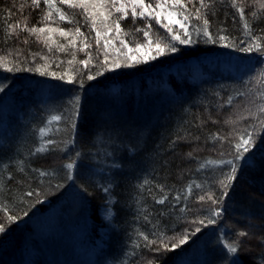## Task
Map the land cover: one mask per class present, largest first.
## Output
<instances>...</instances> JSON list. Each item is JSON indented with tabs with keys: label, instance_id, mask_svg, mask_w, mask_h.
Segmentation results:
<instances>
[{
	"label": "trees",
	"instance_id": "1",
	"mask_svg": "<svg viewBox=\"0 0 264 264\" xmlns=\"http://www.w3.org/2000/svg\"><path fill=\"white\" fill-rule=\"evenodd\" d=\"M55 2L66 14L79 12L60 5L59 0ZM47 10L43 0L35 9L30 0H0V56L7 57L9 67L19 63L22 68L34 69L47 62L51 65L48 71L59 74L69 69L68 60L75 52V67L86 73L78 62L88 59L87 53L92 55L93 65L103 59L97 57L95 33L81 17L74 15L92 45L85 51H79L84 37H74L77 24L59 21L55 11L53 20L44 21ZM212 11L215 15L209 19L213 35L223 27L227 31L222 34L229 35L238 47H245L239 41L249 37L238 14L233 15L235 10L216 0ZM253 11L257 18L251 17ZM245 15L254 35H261L264 10L249 6ZM16 23L71 29L72 34L62 37L58 31L52 33L57 43L49 51L42 40L27 31L17 30L16 35L7 37V26ZM143 23L137 20L134 25L129 16L121 26L133 37H141L134 29ZM192 24L191 45H176L175 53L105 72L93 81L77 73L83 87L40 76L34 70L8 72L0 68V83L7 85L0 92V111H5L6 121L13 126L7 141L0 145V226L5 227L0 233V264H51L56 258L58 263L54 264H62L56 243L70 234L79 239L77 245L86 250L88 258L104 256L108 264L123 259L126 264H264V139L257 140L245 159L236 161L238 172L221 205L223 215L214 218L217 222L203 226L192 222L206 219L211 207L198 203L196 196L206 191L218 195L216 182L222 179L221 169L228 171L221 165L197 168L206 159L232 158L226 151L230 145L213 137L234 134V129L249 123L238 117L247 115L244 109L248 102L264 92V86L255 80L264 71V55L206 43L203 35L195 34L197 22ZM73 38L76 48L68 46L66 51H59V45L67 46ZM186 64H195L196 68H186ZM24 80L50 89L45 108L20 104L25 92L14 89V85ZM229 98L231 105L227 103ZM15 106H22V117ZM148 114L151 123L142 119ZM55 115L62 119L51 121ZM232 120L237 123L232 124ZM72 122L78 125L75 132L70 128ZM40 129H46V134L41 136ZM178 136L184 139L173 144ZM49 139L55 141L50 150L36 153V148ZM130 143L137 146L134 154L126 152ZM188 152L193 153L192 158ZM220 152L225 154L221 156ZM72 160L76 166L69 172L65 165ZM114 162L120 167H113ZM38 170L54 175L41 177ZM193 181L202 188L193 185V194L182 200L186 210L170 208L173 197L183 196ZM109 185L105 192L104 187ZM163 195L168 201L156 204L155 199ZM8 214L16 219L7 221ZM196 227L201 230L173 250L154 251L156 245L145 247L141 236L143 233L156 239L152 233L163 229L168 237L179 238ZM240 231L248 236L239 237ZM225 243H236L237 253H228ZM21 245L25 251L19 253Z\"/></svg>",
	"mask_w": 264,
	"mask_h": 264
},
{
	"label": "snow or ice",
	"instance_id": "2",
	"mask_svg": "<svg viewBox=\"0 0 264 264\" xmlns=\"http://www.w3.org/2000/svg\"><path fill=\"white\" fill-rule=\"evenodd\" d=\"M32 7L39 8L41 0H30ZM221 3H227L231 9L235 12L233 15L239 16V20L242 22V28L244 33L249 37L247 40H240L239 43L245 44V47H238L229 35L222 34L227 30L221 27L218 32L213 35L210 31L211 20L210 16L215 15L212 9L215 6L216 0H59L60 5H67L69 9L79 10L78 13L66 14V11L57 6L55 0H43L44 5L48 9L43 16L44 21L53 20V11L58 16L59 21H67L69 24H77L74 19V15H78L82 18L84 24L89 28V31L95 33V44L97 49V57L103 56V59H97V65L92 64V55L87 53L88 59L81 60L78 63L83 65V69L87 70L86 73L82 72L79 67H75V52H72V59L68 60L69 69L63 70L59 74L56 71L49 72L48 69L51 66L46 62L45 65L33 68H22L19 63L8 66L9 61L6 56H0V68H4L5 71H35L40 76H51L55 80L63 81L67 84H79L80 87L84 86L83 79H77V73L81 76L86 75L88 81L96 80L98 77L103 76L105 72L116 71L121 68H132L140 64H147L150 60H155L159 57L166 55L167 53H175L178 51L176 45H191L193 40V24L192 21H196L195 34L197 36L203 35L206 38V43H220L224 48H233L236 51L251 53L256 52L264 55V28L260 29L261 35H254L252 24L246 19L245 9L249 6L258 7L264 10V0H220ZM132 18V22L135 25L137 20L143 21L142 26H136L135 33L141 34V37H133L130 32L124 31L121 26V21ZM251 17L257 18L255 11L251 12ZM155 25L159 27L156 28ZM6 36L11 38L13 35L19 32L27 31L29 35H35L37 40H42L51 51V45H55L57 42L52 39V33L57 32L62 37H68L72 34V30L65 31L62 28H53L45 25L44 27H28L27 24H9ZM163 29V32H160ZM48 35H44L45 33ZM74 37H84L81 40L83 45L79 48V51H85V49L91 48V43L88 42V38L85 33L81 31V27L77 26L74 29ZM127 37V38H126ZM153 37H156L155 39ZM160 37H163L161 39ZM27 39L24 43H27ZM50 42V43H49ZM71 46L76 48V40L73 38L69 41V45H59V51H66L67 47ZM114 53V54H113ZM47 61L46 57H41ZM62 63V62H61ZM59 67V64L57 65ZM93 68L96 70L93 71ZM256 83L264 86V71H262L256 78ZM6 84L0 83V92H4ZM79 98H76L78 104ZM227 103L231 105L232 99L229 98ZM223 107V105H221ZM244 112L247 115L241 114L239 120H248L249 123L245 124L243 128L234 129V134L225 136L216 135L214 140L221 143L227 142L230 148L227 149V154L231 156V159L227 160H209L206 159L203 163H200L197 171L204 169L208 165H221L227 166L228 171L221 169L222 179L217 180L219 188V194L215 192L206 191L202 195H197L196 200L201 204H209L211 207L207 212V218H200L192 221L198 225H212L217 221L214 218H219L223 215L221 205L224 202V198L228 196L229 190L232 187L233 181L236 178L238 172V166L236 161L246 158L248 154L256 145L258 139H264V92L260 93L256 97L252 98L248 105L245 107ZM76 115H79L77 110ZM62 119L61 116L55 115L51 117V121L59 122ZM232 124H236V120L230 121ZM78 125L75 122L70 124V128L73 132L77 130ZM46 129H40L41 136L45 135ZM110 138V137H109ZM199 139V137H195ZM181 136L177 137V140L173 141L176 144L177 141L183 140ZM55 141L49 139L45 141L44 146L37 147L36 153L48 152L50 147L54 145ZM137 150V146L129 144L126 147V152L134 154ZM225 153L220 152L223 156ZM80 153L77 152L76 156L79 157ZM109 155H111L109 153ZM187 156L192 158L193 153L188 152ZM76 166L75 160L68 162L65 167L71 172ZM113 167H120L119 164L113 163ZM41 177L54 175L53 172H47L38 170ZM68 178H71L69 176ZM11 179V178H10ZM147 183V181H145ZM193 185L196 189H201L202 185L193 181L185 188L184 195L177 194L173 197L174 203L170 204V208L179 207L181 212L186 210V206L182 203V200H186L193 194ZM59 186V185H58ZM109 186L104 187V191L108 192ZM164 192V189H160ZM34 193L29 192L28 195ZM168 196L163 195L160 198L155 199V203L164 205L168 201ZM191 211V209H187ZM27 214V213H25ZM16 217L13 214L7 215V221L13 222ZM145 220H148V215H145ZM155 228L156 225L153 224ZM201 230L200 227H196L189 233L181 235L179 238L176 236L168 237L164 233L163 229H158L153 232L152 235L156 239H150L149 235L141 233L142 239L145 242V247L152 248L156 245L154 251L173 250L188 242L189 235H195ZM5 231L4 226H0V233ZM238 236L244 238L248 236L245 231H240ZM175 241V242H173ZM139 247V245H137ZM227 249L228 253L235 254L238 251L236 243H225L223 245ZM151 264V262H149ZM235 264V261L233 262Z\"/></svg>",
	"mask_w": 264,
	"mask_h": 264
},
{
	"label": "rangeland",
	"instance_id": "3",
	"mask_svg": "<svg viewBox=\"0 0 264 264\" xmlns=\"http://www.w3.org/2000/svg\"><path fill=\"white\" fill-rule=\"evenodd\" d=\"M44 35H48V34L45 33ZM194 65L195 64H190V65L186 64L185 67L194 69L196 68L194 67ZM14 86H15L14 89H18V91L25 92L22 96L23 102H21L20 104L30 105L33 107L42 106L43 108H45V105H46L45 102H46V97H47L46 95L50 91L49 88L45 87L44 85H41V83H38L32 80H24V81H21L19 84H17V86L16 85ZM14 108H16V106ZM17 108L19 110L18 114L20 113L19 115V118H20L24 115L25 112H20L21 110H23L21 109L22 106H17ZM154 108H157V106ZM142 119L147 120V123H151L149 120V114L148 116H144ZM20 121L22 123L24 119L21 118ZM12 129H13V126L8 124V122L6 121L5 111L4 110L0 111V145L3 144L4 141H7L9 134H10L9 130H12ZM69 233H72L71 230L69 231ZM69 236L70 237H64V238L59 239L58 243H56V245L60 247L59 257L61 259L62 264H71V262H75V261L77 263L80 262L82 264H108L109 263V261H107V258L104 256L101 259L99 258L95 259V258H92L91 256H89L90 258H88V256L86 255V250H84V248H81L77 245L78 244L77 241H79V239L78 238L75 239V236L71 234ZM23 246L24 245H21L22 248L18 249L19 253L21 250L24 249ZM95 250L98 251L97 249ZM50 259H52V257H50ZM68 259L70 260L68 261ZM126 261H127L126 259H123L118 264H126ZM51 262H52L51 264H54L55 262L58 263L57 258L55 259V261L52 260ZM198 263L199 262L191 261V263L189 262L188 264H198ZM181 264H184V263H181Z\"/></svg>",
	"mask_w": 264,
	"mask_h": 264
}]
</instances>
